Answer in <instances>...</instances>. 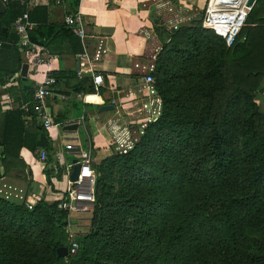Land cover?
Segmentation results:
<instances>
[{"label": "trees", "instance_id": "trees-1", "mask_svg": "<svg viewBox=\"0 0 264 264\" xmlns=\"http://www.w3.org/2000/svg\"><path fill=\"white\" fill-rule=\"evenodd\" d=\"M23 12L11 4L0 13V38L9 39L3 29ZM203 16L176 28L155 23L163 43L153 75L163 114L133 149L93 161L95 203L76 237L78 252L69 250L63 198L44 195L29 209L0 196V264H264V0L255 1L231 47L204 27ZM81 86L94 92L93 84ZM21 116L7 115L4 174L22 167L13 151L24 146L15 145ZM33 123L41 140L32 150H52L48 133ZM45 174L52 185L53 166Z\"/></svg>", "mask_w": 264, "mask_h": 264}, {"label": "crops", "instance_id": "crops-1", "mask_svg": "<svg viewBox=\"0 0 264 264\" xmlns=\"http://www.w3.org/2000/svg\"><path fill=\"white\" fill-rule=\"evenodd\" d=\"M179 1L197 7L209 3V0ZM219 1L224 5V0ZM166 3L167 0H63L58 4L56 0H31L30 17L38 24L32 36L42 41L54 56L49 64L40 66L39 73L35 74L29 69L27 83L23 82L21 71L23 64L28 62V57L24 56L23 49L9 34L15 32L13 25L3 29L9 39H0L8 40L11 44L0 48V141L6 135L7 115L20 110L22 116L15 121V145L21 141L24 146L13 148V151L19 152V163L22 167L13 166L9 174H4L5 169L1 166L0 185L9 183L31 194L30 198L45 195L48 201L59 198L58 195L68 185L67 177L56 179L53 185H49L45 165L39 160L40 151L44 148L32 150L36 142L41 140V134L36 133L38 130L33 120L38 125H43L36 115L25 116L20 109L23 103L31 100L35 82L42 80L48 70L54 77L74 75L73 78L57 80L53 95L46 98V105L54 123L50 130L44 126L42 130L48 133L52 142V150H48L49 161L54 159L57 152L63 155L64 160H68V156L79 158V150L65 148L73 139L78 142L75 145L91 150L94 162H99L113 153L114 145L110 138L112 129L131 117L127 115L128 111L113 105L112 101L119 98L121 102H125L129 100L126 99L129 91L138 93L141 75L135 69V63L152 61L150 57L156 52L159 54L163 40L156 31L155 23L160 21L158 17L166 8ZM169 5L172 6V3L169 2ZM237 7L242 10L239 5ZM6 10L7 6L0 13ZM76 11L82 13L85 21L87 37L84 42L64 23L65 16ZM238 14L242 15L241 12ZM232 15V19L236 17ZM101 39L104 41L106 53L92 66L104 76L105 83L98 95H91L92 92L84 90L81 85L85 84L86 88L90 84L94 86L93 73L87 71L82 77L78 76L79 55L85 50L92 54ZM263 100L264 93H260L258 103L264 107ZM104 105H113L114 109L101 111ZM81 118L84 120L76 130L65 129L66 123ZM81 126L86 131L84 136L79 131ZM3 148L2 145L1 149Z\"/></svg>", "mask_w": 264, "mask_h": 264}, {"label": "built area", "instance_id": "built-area-1", "mask_svg": "<svg viewBox=\"0 0 264 264\" xmlns=\"http://www.w3.org/2000/svg\"><path fill=\"white\" fill-rule=\"evenodd\" d=\"M1 1L6 6L19 4L24 9L23 14L14 21L13 29L19 37L18 45L23 49L24 56L26 58L28 57L27 63L29 64V69L35 74L39 73L40 66L49 64L54 55L49 52L44 44L33 41L32 39V33L36 30L38 24L33 22L30 17L29 8L31 0ZM213 1L214 0H209L203 25L206 28L213 29L225 40L227 46L231 47L244 25L248 12L251 10L252 6H247L248 0H243L237 4L242 7L243 14L237 15L232 20L230 16L235 11L234 9H230L233 5L232 2L229 3L227 0H224L225 6L227 7L228 5L229 8H217L213 6ZM56 2L60 4L63 0H56ZM64 23L71 28L83 42L85 41L87 32L85 21L80 11L67 14L64 18ZM179 23L180 21L171 22L170 26L176 28ZM9 44H11L10 41L0 39V48ZM105 53L104 41L101 39L92 54L89 53L88 50H85L84 53L79 55L80 69L78 71V76L82 77L83 73L87 71L93 73L94 92H92L91 95H98L100 93V88L105 83L104 76L96 72L92 66L93 63L100 61ZM157 55L156 52L150 57L152 61L135 63V69H137L141 75L138 93L129 91L126 95V99L129 100L125 102H121L119 98L112 101L113 105L121 107L124 111H128L127 115L131 117L125 120L122 125H117L112 129V142L114 149L118 152L127 153L133 149L141 135L144 134V130L148 124L158 121L163 114V101L158 94L155 86L156 80L153 75L156 67L155 61ZM56 83V77L52 76L48 70L42 80L35 82V89L31 100L23 103L20 107L25 116H30L34 113L39 118L40 123L48 130L54 127V123L46 105V98L53 95ZM5 101H8V99ZM83 120L84 118H81L77 121L68 122L66 125L80 126ZM75 133L77 132L75 131ZM75 141L76 139H73L72 142L67 143L66 150L76 151L79 149L77 152L79 158L70 164H64L62 177H67L68 185L66 189L58 195L59 198H63L59 204V208L69 213L67 231L71 243L69 250L73 255H75L79 249V243L76 237L84 235L85 229L89 227L85 225V221H90L95 203V171L92 167V152L89 149H82L75 145ZM55 154L52 165L48 164V150L42 149L39 155V160L45 165V170L47 168L51 169L52 166L55 169V174L52 177V185L57 179V164L62 167V163L65 162L61 153L57 152ZM77 164H80L78 179L72 181L71 174L74 166ZM30 195L31 194L27 193L25 190L18 189L9 183L4 182L0 185V196L9 200L24 202L29 209H33L37 201L41 200L42 197L30 198Z\"/></svg>", "mask_w": 264, "mask_h": 264}, {"label": "rangeland", "instance_id": "rangeland-1", "mask_svg": "<svg viewBox=\"0 0 264 264\" xmlns=\"http://www.w3.org/2000/svg\"><path fill=\"white\" fill-rule=\"evenodd\" d=\"M151 1L152 2H158L159 0H151ZM239 1L242 2V0H239ZM169 2L172 3V6L169 5ZM173 4L175 6H173ZM207 5L206 6L197 7V6H192L191 4L187 5L186 3L181 2L179 0H167L166 8L162 11L161 16H159L158 19L161 20L160 22L167 23L168 25H170L171 22H175V21H180L181 22V21L186 20V18L188 19L190 17H194L195 15H199L202 12L204 13V16H205ZM204 16H203V18H204ZM263 102H264V100H263ZM79 131H80L81 135H83V136L86 135V131H85V128L83 126H81ZM110 138H111V141H112V137L111 136H110ZM74 143L76 144L78 142L75 141ZM77 158L78 157L74 158V157L68 156V160H64L65 162L62 163V169H64L63 166H64L65 163L66 164H70L71 162H73ZM60 176L59 177L57 176L58 180H62L63 179ZM88 222L89 221H85V223H86L85 225H88Z\"/></svg>", "mask_w": 264, "mask_h": 264}, {"label": "water", "instance_id": "water-1", "mask_svg": "<svg viewBox=\"0 0 264 264\" xmlns=\"http://www.w3.org/2000/svg\"><path fill=\"white\" fill-rule=\"evenodd\" d=\"M256 0H248L247 1V6L251 7L254 5ZM6 9V6L2 3V1L0 0V11H4ZM6 32H8V29H5ZM11 38L14 40L15 43H18L19 37L17 35L16 32H9ZM28 71H29V64L24 63L22 66V71H21V77L23 79L24 83L28 82ZM26 87L27 84H26ZM114 106L113 105H104L103 107H101V111H107V110H113ZM78 128V125H67L65 127L66 130H76ZM79 150V149H77ZM79 171H80V164H77L74 166L72 174H71V180L75 181L78 179V175H79ZM58 253L61 257L66 258L68 256V248L67 247H61L58 249Z\"/></svg>", "mask_w": 264, "mask_h": 264}, {"label": "bare ground", "instance_id": "bare-ground-1", "mask_svg": "<svg viewBox=\"0 0 264 264\" xmlns=\"http://www.w3.org/2000/svg\"><path fill=\"white\" fill-rule=\"evenodd\" d=\"M215 1H216V0L213 1V6H214V7H217V8L225 7V4L223 5V3H222V2L220 3L219 0L216 1V4H215ZM227 1H228L229 3L233 1V2H232L233 5H232V7H230V9H234L235 11H234V13H233L232 16H237V14H238L239 12H241V13L243 14V9H242V10H239L238 7H237V6H238L237 4H239V2H240L239 0H227ZM235 5H236V6H235ZM233 6H234V7H233ZM227 7L229 8L228 5H227ZM227 7H226V8H227ZM238 15H239V14H238ZM240 15H241V14H240ZM230 19H232L231 16H230ZM233 19H234V18H233ZM233 19H232V20H233Z\"/></svg>", "mask_w": 264, "mask_h": 264}]
</instances>
